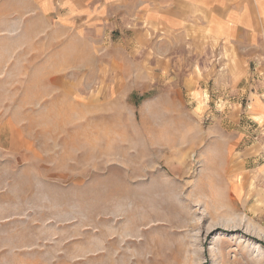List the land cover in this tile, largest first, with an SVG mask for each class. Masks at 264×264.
Segmentation results:
<instances>
[{"label":"rangeland","instance_id":"obj_1","mask_svg":"<svg viewBox=\"0 0 264 264\" xmlns=\"http://www.w3.org/2000/svg\"><path fill=\"white\" fill-rule=\"evenodd\" d=\"M88 1L0 19V264H264V0Z\"/></svg>","mask_w":264,"mask_h":264},{"label":"crops","instance_id":"obj_2","mask_svg":"<svg viewBox=\"0 0 264 264\" xmlns=\"http://www.w3.org/2000/svg\"><path fill=\"white\" fill-rule=\"evenodd\" d=\"M72 2L71 6L73 12L70 13V11L67 12V10H69L67 5L68 1L65 0H57L54 3L47 2V0H0V19L12 22L17 19L26 21L27 19L31 18V14L33 12L41 13L43 16H46L45 13L47 12L49 5H52L54 8L57 7L59 10H61L57 12L60 21L63 22V19H65L66 21H71L72 25L74 22H80V20H86L87 23H89L90 20L101 18V15L97 14L98 11L94 12V6L89 3L88 0H72ZM107 5L108 4L103 2L99 5V8H104ZM95 6L98 7V5ZM160 11L159 3L154 4L152 12L158 15ZM181 19L182 17L176 16V18L173 20L174 24L177 25L180 23L179 21ZM62 22L60 24H62ZM175 25L172 24L173 27ZM69 27H71L70 24ZM3 34L12 35L14 34V31L8 30V32H0V35Z\"/></svg>","mask_w":264,"mask_h":264}]
</instances>
